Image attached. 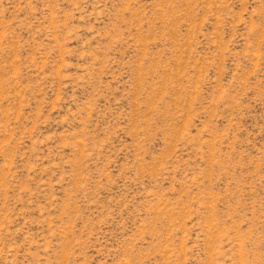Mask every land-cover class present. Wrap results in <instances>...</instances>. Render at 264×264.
<instances>
[{
  "label": "rangeland",
  "instance_id": "obj_1",
  "mask_svg": "<svg viewBox=\"0 0 264 264\" xmlns=\"http://www.w3.org/2000/svg\"><path fill=\"white\" fill-rule=\"evenodd\" d=\"M0 264H264V0H0Z\"/></svg>",
  "mask_w": 264,
  "mask_h": 264
}]
</instances>
